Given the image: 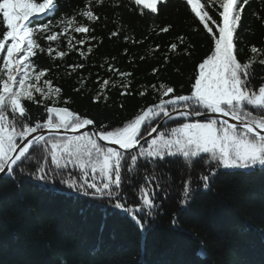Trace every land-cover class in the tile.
I'll return each instance as SVG.
<instances>
[{
    "label": "snow or ice",
    "instance_id": "obj_1",
    "mask_svg": "<svg viewBox=\"0 0 264 264\" xmlns=\"http://www.w3.org/2000/svg\"><path fill=\"white\" fill-rule=\"evenodd\" d=\"M105 2L85 0L83 8L71 14L61 13L53 21L50 17L60 7L58 0H0V174L15 179L19 173L49 191L100 202L105 210L111 208L129 215L143 231L149 219L158 212L162 214L158 194L167 199L175 183L158 166L169 157H183L187 169L180 181V209L191 203L194 191L209 190L222 170L264 172V77L258 86L253 83V67L258 57H264V47L250 45L252 55L245 61L239 59L240 29L249 0H183L187 11L198 21L193 31L202 26L209 41L208 51L198 62L194 61L187 93L183 88L178 92L163 81L152 84L149 87L155 102L141 106L134 116L115 127L109 123L97 125L87 114L70 109L66 106L71 103L70 97L64 98L65 106H56L62 88L54 86L51 79H43L50 69L38 68L33 58L45 51L53 59L63 58L71 51L79 52L81 57L91 53L92 45L87 52L77 45L98 39L87 34L93 31L90 24L100 19L93 5L103 6ZM132 3L140 16L157 17L169 0ZM252 15L264 27V15ZM77 17L89 23H79ZM57 27L59 31H54ZM174 27L172 23H153L149 31L158 29L157 35L167 34ZM121 30L118 23L110 38ZM73 33L85 34L86 39H76ZM62 36L67 37L68 51L51 46ZM124 39L131 37L125 35ZM41 40L49 42L46 49ZM159 48V44L155 45L140 59ZM194 50L195 46L181 34L162 55L168 63L173 54L191 58ZM258 63L264 65V58ZM84 67L82 63L67 66L69 74ZM108 68L118 72L120 80L98 76L94 103L109 99L110 86H119L121 96L144 97L148 93L149 87L138 93L130 90L132 81L126 79L132 75L130 72L118 71L111 63ZM158 71L152 69L153 74ZM86 84L87 78H81L80 87L74 91L82 92ZM27 102L43 104L42 117L33 121ZM196 160L202 161L203 170L193 176ZM29 164H34L35 170H29ZM126 186L132 189L131 194L124 190ZM130 196L133 203H129ZM178 215V211L172 213L173 225ZM197 255L207 257L203 242Z\"/></svg>",
    "mask_w": 264,
    "mask_h": 264
},
{
    "label": "trees",
    "instance_id": "obj_2",
    "mask_svg": "<svg viewBox=\"0 0 264 264\" xmlns=\"http://www.w3.org/2000/svg\"><path fill=\"white\" fill-rule=\"evenodd\" d=\"M58 3V11L50 17L53 21L59 19L61 13L71 14L83 8L85 0H58ZM93 7L100 19L90 24L93 31L87 36L98 39L77 45L85 52L92 45L91 53L81 57L79 52L71 51L63 58L53 59L45 51L33 58L38 68L50 69L43 79H51L54 86L62 88L56 106H65L64 98L70 97L67 107L87 114L97 125L109 123L115 127L134 116L141 106L155 102L149 87L152 84L163 81L178 92L181 88L184 93L190 90L189 75L195 67L194 61L198 62L208 51L209 41L202 26L199 31H193L198 21L187 11L183 0H169L157 17L140 16L132 0H119V3L106 0L103 6ZM253 12L264 15V0H249L243 13L241 61L252 55L250 45L264 47V27ZM210 14L214 13L210 10ZM77 19L79 23H89L83 17ZM117 22L122 30L118 36L110 38V33L118 27ZM153 23L159 26L172 23L175 27L167 34L157 35L158 29L149 31ZM181 34L195 46L193 56L173 54L170 62L165 63L162 54ZM73 35L76 39H86L85 34ZM125 35L131 39L125 41ZM141 40L142 43L133 42ZM40 43L45 49L49 46L46 40ZM157 44L160 45L158 50L140 59ZM51 46L68 51L67 37L51 42ZM260 58L264 57H258L253 67L256 76L253 83L257 86L264 77V65L258 63ZM76 63L85 67L69 74L67 66ZM109 63L118 71L132 74L126 79L132 81L133 93L149 87L148 93L144 97L121 96L119 86H110L109 99L94 103L92 97L98 88V76L120 80L118 72L109 70ZM153 68L159 69L157 74L152 73ZM81 78H87L86 87L76 92L74 89L80 87ZM26 106L33 121L44 114L43 104L27 102ZM27 166L35 170L34 164ZM158 166L171 175L175 183L167 199L158 194L163 204L162 214L158 212L154 219H149L143 231L129 215L111 208L105 210L99 206L100 202L87 197L49 191L19 173L15 179L1 178L0 264H264V172L222 170L209 190L194 191L191 203L180 209V181L182 172L187 174L184 160L169 157ZM202 170V161L196 160L192 175ZM124 190L131 194L130 187ZM133 202L130 196L129 203ZM174 211L179 213L175 225L172 223ZM201 242L206 259L197 255Z\"/></svg>",
    "mask_w": 264,
    "mask_h": 264
},
{
    "label": "water",
    "instance_id": "obj_3",
    "mask_svg": "<svg viewBox=\"0 0 264 264\" xmlns=\"http://www.w3.org/2000/svg\"><path fill=\"white\" fill-rule=\"evenodd\" d=\"M230 119V118H229ZM231 122V121H230ZM155 135V134H154ZM2 176H4V175H2V174H0V177H2Z\"/></svg>",
    "mask_w": 264,
    "mask_h": 264
},
{
    "label": "rangeland",
    "instance_id": "obj_4",
    "mask_svg": "<svg viewBox=\"0 0 264 264\" xmlns=\"http://www.w3.org/2000/svg\"><path fill=\"white\" fill-rule=\"evenodd\" d=\"M171 126V125H170Z\"/></svg>",
    "mask_w": 264,
    "mask_h": 264
}]
</instances>
